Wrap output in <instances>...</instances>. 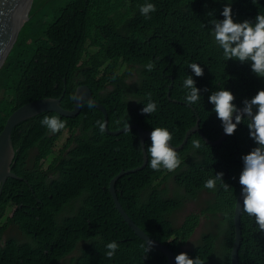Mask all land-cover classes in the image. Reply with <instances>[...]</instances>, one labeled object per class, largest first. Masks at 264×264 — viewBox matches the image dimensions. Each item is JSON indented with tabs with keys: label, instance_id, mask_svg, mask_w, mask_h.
<instances>
[{
	"label": "trees",
	"instance_id": "1",
	"mask_svg": "<svg viewBox=\"0 0 264 264\" xmlns=\"http://www.w3.org/2000/svg\"><path fill=\"white\" fill-rule=\"evenodd\" d=\"M146 2L156 8L150 19L139 10ZM228 3L234 22L254 23L257 14H264V0H65L62 6L52 0H33L29 17L0 67V130L7 116L27 101L60 97V105L71 109L76 87L86 84L105 107L109 129L127 121L150 130L165 127L172 134L171 143L178 145L199 118L204 135L218 138L223 126L209 95L229 90L238 107L264 90V78L251 71L250 62L225 60L211 34L209 21L222 20ZM149 62L154 63L151 71L145 67ZM193 62L203 68L202 77L188 68ZM187 75L201 90L193 108L185 100ZM149 93L157 109L142 114ZM46 115H58L66 127L51 133L41 124ZM96 121H103L102 112L82 100L74 116L42 111L13 127L11 170L20 178L8 177L2 185L0 264H160L167 260L153 246L145 252V241L115 209L108 190L116 173L142 162L137 131L108 134L100 131ZM246 123L217 144L191 133L176 150L181 164L173 172L153 171L147 153L141 170L116 180L118 200L128 215L175 256L184 252L204 264H232L241 158L257 146ZM63 131L68 136L45 163L47 151ZM198 138L201 146L194 148L191 142ZM150 145L147 138L146 152ZM218 172L230 186L227 191L220 181L215 190L204 187ZM168 177L174 183L172 193L163 185ZM203 190L210 194L205 205L191 210L178 224L176 213ZM65 211L71 214L62 216ZM201 217L211 227L205 225L194 236L201 229ZM240 226L239 263L264 264V232L243 208ZM9 228L25 238L7 233ZM112 241L118 249L109 259L106 245Z\"/></svg>",
	"mask_w": 264,
	"mask_h": 264
},
{
	"label": "clouds",
	"instance_id": "2",
	"mask_svg": "<svg viewBox=\"0 0 264 264\" xmlns=\"http://www.w3.org/2000/svg\"><path fill=\"white\" fill-rule=\"evenodd\" d=\"M139 10L146 19H150V13L155 12L156 8L154 4L146 2L139 7ZM221 15L223 16L222 20L211 19L209 23L212 26L211 34L222 49L224 59H235L241 63L250 62L251 71L256 76L264 78V14H257L254 23L247 20L234 22L231 3H228L223 7ZM145 67L151 71L154 68V63L149 62ZM188 68L196 77L204 75L203 68L197 63H190ZM195 85L193 77L187 75L183 81V87L187 90L185 100L189 105L195 104L201 99V90ZM208 100L214 106L213 111L221 121L223 132L226 135H233L237 125L247 120L249 137L257 146L241 158L243 167L239 175V184L242 186V208L246 214L255 217L260 231L264 232V90H258L251 99H244L242 108H237L234 103L235 96L224 88L213 91ZM156 109L157 105L151 100L149 93L148 103L141 109V113L149 115ZM249 117L250 119H248ZM41 124L53 134L66 127V122L61 120L58 115L44 116ZM96 124L101 132L105 130V122L96 121ZM125 130L130 131L128 121ZM150 140L151 145L147 148V153L151 157L150 168L153 171H159L161 168L169 172L175 171L180 166L181 159L177 151L170 145L172 134L169 130L165 127L153 128ZM201 141V138L193 139L192 146L200 148ZM222 177V172L216 173L205 181L204 187L215 190L217 181H220L224 190L227 191L230 186L223 182ZM145 244L147 253L151 250L152 242L148 241ZM106 248L105 255L111 259L118 249V244L112 241L106 245ZM174 259L175 264H204V261L199 257L192 259L184 252L177 254Z\"/></svg>",
	"mask_w": 264,
	"mask_h": 264
},
{
	"label": "water",
	"instance_id": "3",
	"mask_svg": "<svg viewBox=\"0 0 264 264\" xmlns=\"http://www.w3.org/2000/svg\"><path fill=\"white\" fill-rule=\"evenodd\" d=\"M33 0H0V67L3 64L6 56L8 55L13 43L16 40L17 34L20 30L21 25L29 17V11ZM172 78V76H170ZM172 83L169 84V88ZM167 97L169 99V91L167 92ZM82 100H86L99 109L103 115V121L106 124L105 132L108 134H118L125 130V126L119 127L117 129H109L107 126L108 114L103 106V104L96 100L92 96L91 89L86 84H80L76 87L73 95V105L71 109H66L60 105V97H42L36 100H31L23 103L22 105L15 108L6 118L2 129L0 130V194L2 190V185L8 177H18L11 170L12 158L14 156V148L11 139V131L13 127L20 121L33 116L42 111H55L64 116H74L80 111V104ZM174 102H180L177 99H172ZM193 108L192 105H189ZM243 106H238L237 108H242ZM235 115V114H234ZM250 119V117H249ZM199 118L196 120L195 124L188 128L184 134L182 141L178 145H173L170 142L171 147L175 150L181 149L184 143L187 141L188 136L193 132H198L202 138L210 144H217L226 138V134L222 131L220 136L214 140H210L204 135L202 130L198 125ZM234 122V120H233ZM129 128H133L137 131V137L140 143L142 151V162L133 167L127 169H121L116 173L109 181L108 190L113 199L114 207L119 212L123 220L132 229L135 235L143 239L146 243L148 241L152 242V246L161 251L167 258L164 263L160 264H174L175 255L173 251L162 242L157 241L148 233H146L134 220L128 215L120 201L118 200L115 191L116 180L128 173L141 170L147 162V152L145 147V140L150 138V133L152 130L145 129L139 126L137 123L128 124ZM242 210V186L238 192L235 206H234V241L232 248L230 250V260L232 264H240L238 260V249L240 246L241 239V226H240V213Z\"/></svg>",
	"mask_w": 264,
	"mask_h": 264
},
{
	"label": "rangeland",
	"instance_id": "4",
	"mask_svg": "<svg viewBox=\"0 0 264 264\" xmlns=\"http://www.w3.org/2000/svg\"><path fill=\"white\" fill-rule=\"evenodd\" d=\"M65 2V0H52V3L55 5V6H62L63 3ZM52 10H49L48 11V15L50 14V16H52ZM68 136V132L67 131H63L62 134L59 136V138L57 139L55 145L53 146L52 149L48 150L47 153H46V156L44 157V162L47 163L48 160L51 158V156L56 153L58 151L59 148H61L62 144L64 143L66 137ZM173 182H172V178L171 177H168V179L163 183V185H166L167 186V189H168V193H172V189H173ZM162 185V186H163ZM209 192L207 190H203L200 192V195L198 197V199L196 200H188V202L185 204V208L183 211H178L176 213V215H178V218H177V223L179 224V222L183 219V214L186 213V212H189V210L191 211H195V210H198V208H202L205 203L203 202L207 197H209ZM67 214H71L70 211H65L63 213L62 216H65ZM200 222H201V229L199 228L195 233H194V236H197L199 235V233L204 230V226L207 225L208 227H211L210 226V223H208L204 217H201L200 219ZM7 233H13V234H16L17 236H19L20 238H25L21 233H19V231H17L16 229L14 228H9L7 230ZM64 262H61L60 264H63Z\"/></svg>",
	"mask_w": 264,
	"mask_h": 264
},
{
	"label": "flooded vegetation",
	"instance_id": "5",
	"mask_svg": "<svg viewBox=\"0 0 264 264\" xmlns=\"http://www.w3.org/2000/svg\"><path fill=\"white\" fill-rule=\"evenodd\" d=\"M189 212H191V211L189 210ZM189 212H186V213H184L183 215H186V214H188Z\"/></svg>",
	"mask_w": 264,
	"mask_h": 264
}]
</instances>
